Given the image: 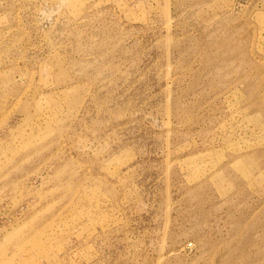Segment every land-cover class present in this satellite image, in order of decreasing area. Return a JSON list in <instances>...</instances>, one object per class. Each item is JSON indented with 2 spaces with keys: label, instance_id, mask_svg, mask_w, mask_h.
I'll return each mask as SVG.
<instances>
[{
  "label": "rangeland",
  "instance_id": "1",
  "mask_svg": "<svg viewBox=\"0 0 264 264\" xmlns=\"http://www.w3.org/2000/svg\"><path fill=\"white\" fill-rule=\"evenodd\" d=\"M0 264H264V0H0Z\"/></svg>",
  "mask_w": 264,
  "mask_h": 264
}]
</instances>
